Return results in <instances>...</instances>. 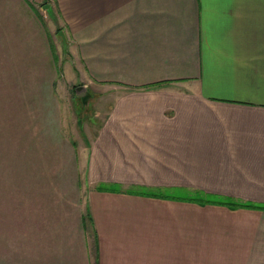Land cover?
<instances>
[{
  "label": "crops",
  "instance_id": "0c3cea01",
  "mask_svg": "<svg viewBox=\"0 0 264 264\" xmlns=\"http://www.w3.org/2000/svg\"><path fill=\"white\" fill-rule=\"evenodd\" d=\"M46 3L95 126L41 161L38 98L7 97L44 20L0 0V264H264V210L187 199L264 204V0Z\"/></svg>",
  "mask_w": 264,
  "mask_h": 264
},
{
  "label": "rangeland",
  "instance_id": "374dc122",
  "mask_svg": "<svg viewBox=\"0 0 264 264\" xmlns=\"http://www.w3.org/2000/svg\"><path fill=\"white\" fill-rule=\"evenodd\" d=\"M28 2L33 4L40 13L41 21L44 20L40 24V30L43 33L39 41L35 43L27 40L31 35H25L23 54L25 74L22 76L21 90L8 91V109L10 110L12 105L15 107L22 105L27 113L26 107H29V110L32 107L29 102L32 96L38 98L41 161L78 162L81 159L78 151L81 152V147L87 143V136L95 126L96 118H87L86 114L94 115L96 103L94 97L92 99L90 97L84 104L75 88L92 80L76 73L74 68L70 71L68 67V70L64 69L65 62H72L74 67L76 65L74 60H70L68 38L62 31L59 11L53 9L51 4L47 8L45 0H28ZM35 52L39 59V66L34 70H37L36 72L45 70L46 74L41 71L39 75L26 73L35 65V59L31 58V56L35 58ZM89 88L94 90L93 86L89 85ZM87 106L88 108L84 109ZM53 111L55 114L49 118L47 112ZM11 116L12 113L8 118Z\"/></svg>",
  "mask_w": 264,
  "mask_h": 264
},
{
  "label": "trees",
  "instance_id": "16d2710c",
  "mask_svg": "<svg viewBox=\"0 0 264 264\" xmlns=\"http://www.w3.org/2000/svg\"><path fill=\"white\" fill-rule=\"evenodd\" d=\"M100 189H112L116 190L117 188L111 186H99ZM187 199L195 200L203 203H213L220 205H228L231 207H242L248 209L264 210V204L252 203V202H241L232 200L229 197L225 196H210V195H198V196H189Z\"/></svg>",
  "mask_w": 264,
  "mask_h": 264
},
{
  "label": "water",
  "instance_id": "95a60500",
  "mask_svg": "<svg viewBox=\"0 0 264 264\" xmlns=\"http://www.w3.org/2000/svg\"><path fill=\"white\" fill-rule=\"evenodd\" d=\"M47 8L49 7V4L45 5ZM77 95H80L82 98L83 103H87V100L92 96V94L88 91V88L86 85L77 86L75 88Z\"/></svg>",
  "mask_w": 264,
  "mask_h": 264
}]
</instances>
